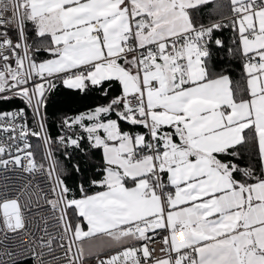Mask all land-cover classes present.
I'll use <instances>...</instances> for the list:
<instances>
[{"label": "snow or ice", "instance_id": "6c2138e0", "mask_svg": "<svg viewBox=\"0 0 264 264\" xmlns=\"http://www.w3.org/2000/svg\"><path fill=\"white\" fill-rule=\"evenodd\" d=\"M210 4L0 0V104L24 105L0 107V170L28 174L0 190V245L38 216L39 264H264V0ZM60 85L104 102L53 137Z\"/></svg>", "mask_w": 264, "mask_h": 264}, {"label": "trees", "instance_id": "16d2710c", "mask_svg": "<svg viewBox=\"0 0 264 264\" xmlns=\"http://www.w3.org/2000/svg\"><path fill=\"white\" fill-rule=\"evenodd\" d=\"M227 0H214V4H210L208 6H205L201 12V18L202 21L205 23H208L212 19H219L220 17L216 14V5H226ZM218 36L225 39L226 42H228V38L230 36V32L228 30H224L223 33H217ZM218 56H220L221 59H223V54L218 53ZM233 67L235 69L234 75H238L240 71V64L239 62H235L233 64ZM104 101L99 98V93L93 96H82L75 90H70L65 88L63 85H60L55 92H53L49 98L46 108V113L48 116V128L49 132L53 137H56L59 132V122L60 119L64 116L65 113L72 115L79 111L86 110L89 106H94L97 103H103ZM19 106L20 103L18 101H15L12 104H0V107H9V106ZM29 117H31V113L29 112ZM29 123L32 124L31 119L29 120ZM31 143L33 144V149L35 152V156L37 161H43V151L40 146V142L36 138H31ZM57 156L59 157V153H57ZM100 159V153L97 152L96 156L92 159L91 164H96L99 162ZM65 166H67L68 162L63 161ZM91 164L89 167L88 174L91 175L94 169L91 167ZM78 180L76 178H73V180L69 181V183H77ZM91 263V261H90ZM14 264H33L30 259H24L18 262H14Z\"/></svg>", "mask_w": 264, "mask_h": 264}, {"label": "built area", "instance_id": "2783aa9c", "mask_svg": "<svg viewBox=\"0 0 264 264\" xmlns=\"http://www.w3.org/2000/svg\"><path fill=\"white\" fill-rule=\"evenodd\" d=\"M10 15L9 13H6V16ZM222 38V37H221ZM20 105L17 106H9V107H2L4 110H11L12 108H18V107H23V103L17 100ZM41 144V148L43 151V156H44V145L42 144L41 141H39ZM46 163V162H45ZM27 173H18L16 171H8L7 173H4L2 170H0V190H3V185L7 184L9 188H20L24 179L27 177ZM5 176L7 179H5ZM40 187L44 188L46 187L44 184H41ZM34 211H38L37 209H34ZM39 220V217H35V219L31 220V232L29 235L24 236L22 239L24 243H21V240L19 238H12L9 239L6 243L8 245L7 248L4 246L0 245V253L11 251L15 255L12 257V260L14 262H18L24 259H30L33 264H39V261L35 255L36 252H40L41 248L39 247L38 241H37V246L35 247V250L31 249L28 247V242L31 241L32 239H35L36 237L43 235L42 232L36 231L37 224L36 221ZM50 223H54L53 221H50ZM43 227V224L41 223V228ZM49 231L55 232V228H50ZM10 237H14V234H9ZM55 247V244L53 245ZM156 248V254L159 256L161 255L160 253V248L161 244L156 243L153 245ZM46 251V250H44ZM57 254H59V249L57 250ZM5 260H8V257L5 256L3 257ZM45 260H50L51 256L45 255L43 257Z\"/></svg>", "mask_w": 264, "mask_h": 264}, {"label": "crops", "instance_id": "0c3cea01", "mask_svg": "<svg viewBox=\"0 0 264 264\" xmlns=\"http://www.w3.org/2000/svg\"><path fill=\"white\" fill-rule=\"evenodd\" d=\"M89 264H91V263L89 262Z\"/></svg>", "mask_w": 264, "mask_h": 264}, {"label": "rangeland", "instance_id": "374dc122", "mask_svg": "<svg viewBox=\"0 0 264 264\" xmlns=\"http://www.w3.org/2000/svg\"><path fill=\"white\" fill-rule=\"evenodd\" d=\"M40 144V143H39ZM40 146H41V144H40Z\"/></svg>", "mask_w": 264, "mask_h": 264}]
</instances>
